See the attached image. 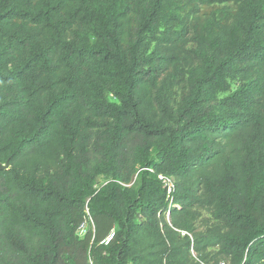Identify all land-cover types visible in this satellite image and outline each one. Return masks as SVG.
I'll use <instances>...</instances> for the list:
<instances>
[{
    "label": "trees",
    "instance_id": "1",
    "mask_svg": "<svg viewBox=\"0 0 264 264\" xmlns=\"http://www.w3.org/2000/svg\"><path fill=\"white\" fill-rule=\"evenodd\" d=\"M7 161L0 264H264V0H0Z\"/></svg>",
    "mask_w": 264,
    "mask_h": 264
},
{
    "label": "rangeland",
    "instance_id": "2",
    "mask_svg": "<svg viewBox=\"0 0 264 264\" xmlns=\"http://www.w3.org/2000/svg\"><path fill=\"white\" fill-rule=\"evenodd\" d=\"M222 5H211V6H201L199 12L202 13V15L206 16L211 11H215L218 8H220ZM236 84H233V87H235ZM110 98L113 99V97L110 95ZM170 180L173 182V178L169 177ZM106 179L103 176L98 177L97 185L100 186L104 183H106ZM200 217L196 222V227L198 230L203 231L206 227L210 226L214 222V218L211 215V212L206 208H200ZM211 253L217 252V247H211L210 248ZM223 261L224 264H228V258L222 255H216V257L209 262V264H218L219 262Z\"/></svg>",
    "mask_w": 264,
    "mask_h": 264
},
{
    "label": "built area",
    "instance_id": "3",
    "mask_svg": "<svg viewBox=\"0 0 264 264\" xmlns=\"http://www.w3.org/2000/svg\"><path fill=\"white\" fill-rule=\"evenodd\" d=\"M159 177L162 179V181H163L164 185L167 187L168 191H170L171 188H172V185H173V183L170 180V178L169 177H164V176H161V175ZM220 264H224V263L221 262Z\"/></svg>",
    "mask_w": 264,
    "mask_h": 264
},
{
    "label": "water",
    "instance_id": "4",
    "mask_svg": "<svg viewBox=\"0 0 264 264\" xmlns=\"http://www.w3.org/2000/svg\"><path fill=\"white\" fill-rule=\"evenodd\" d=\"M8 166V161L5 164H1L0 168H6Z\"/></svg>",
    "mask_w": 264,
    "mask_h": 264
}]
</instances>
